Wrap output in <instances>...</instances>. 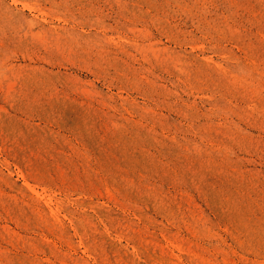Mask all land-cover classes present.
Listing matches in <instances>:
<instances>
[{
  "label": "rangeland",
  "instance_id": "374dc122",
  "mask_svg": "<svg viewBox=\"0 0 264 264\" xmlns=\"http://www.w3.org/2000/svg\"><path fill=\"white\" fill-rule=\"evenodd\" d=\"M25 263L264 264V0H0Z\"/></svg>",
  "mask_w": 264,
  "mask_h": 264
},
{
  "label": "bare ground",
  "instance_id": "6f19581e",
  "mask_svg": "<svg viewBox=\"0 0 264 264\" xmlns=\"http://www.w3.org/2000/svg\"><path fill=\"white\" fill-rule=\"evenodd\" d=\"M203 64V63H202ZM202 66V65H201ZM188 70V69H187ZM197 70V69H196ZM209 72V71H208ZM183 73V72H182ZM187 75V74H186ZM209 82V80H208ZM215 82V81H214ZM217 84V83H216ZM217 87V86H216ZM144 168V167H143ZM14 190V189H13ZM136 190V189H135ZM3 193V192H2ZM13 193V192H12ZM2 196V195H1ZM79 200V199H78ZM67 203V202H66ZM83 209V208H82ZM92 217V216H91ZM101 223V222H100ZM110 225V224H109ZM84 226V225H83ZM117 227V226H116ZM147 228V227H146ZM101 231V230H100ZM138 231V230H137ZM103 232V231H102ZM112 232V231H111ZM134 234V233H133ZM109 236V235H108ZM161 236V234H160ZM155 237V236H154ZM89 252V251H88ZM160 253V252H159ZM188 254V253H187ZM107 262V261H106ZM155 262V261H154ZM157 262V261H156ZM26 264V263H25Z\"/></svg>",
  "mask_w": 264,
  "mask_h": 264
}]
</instances>
